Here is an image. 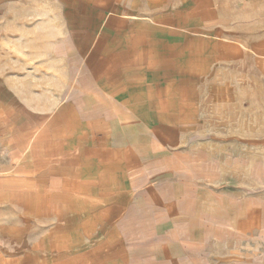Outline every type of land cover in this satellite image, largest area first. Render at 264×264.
Wrapping results in <instances>:
<instances>
[{
	"label": "crops",
	"instance_id": "obj_1",
	"mask_svg": "<svg viewBox=\"0 0 264 264\" xmlns=\"http://www.w3.org/2000/svg\"><path fill=\"white\" fill-rule=\"evenodd\" d=\"M193 3L0 0L2 41L26 53V107L45 119L42 178L53 201L61 197L60 237L101 245L90 264H163L147 254L146 220L134 212L152 208L142 203L152 195L148 164L189 158L177 150L188 147V129L164 106L179 104L180 68L193 67L200 48L188 37L194 26L180 22L185 11L187 25L194 20Z\"/></svg>",
	"mask_w": 264,
	"mask_h": 264
},
{
	"label": "rangeland",
	"instance_id": "obj_2",
	"mask_svg": "<svg viewBox=\"0 0 264 264\" xmlns=\"http://www.w3.org/2000/svg\"><path fill=\"white\" fill-rule=\"evenodd\" d=\"M190 6L194 20L187 25L185 4L180 22L194 26L198 35L188 37L200 48L193 67L180 68L179 104L164 106L166 118L188 129V147L177 150L189 158L147 165L152 195L142 203L152 208L134 217L145 218L146 252L163 264L182 253L190 264H264V0ZM3 36L0 264H90V249L101 245L60 237L61 197L54 202L42 178L45 119L25 104L32 86L22 80L26 53L11 50ZM12 76L23 78L13 84Z\"/></svg>",
	"mask_w": 264,
	"mask_h": 264
}]
</instances>
